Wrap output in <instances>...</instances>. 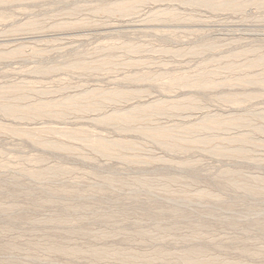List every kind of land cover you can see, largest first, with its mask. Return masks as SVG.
<instances>
[{
  "label": "rangeland",
  "instance_id": "rangeland-1",
  "mask_svg": "<svg viewBox=\"0 0 264 264\" xmlns=\"http://www.w3.org/2000/svg\"><path fill=\"white\" fill-rule=\"evenodd\" d=\"M0 54V264H264V0H0Z\"/></svg>",
  "mask_w": 264,
  "mask_h": 264
},
{
  "label": "bare ground",
  "instance_id": "bare-ground-1",
  "mask_svg": "<svg viewBox=\"0 0 264 264\" xmlns=\"http://www.w3.org/2000/svg\"><path fill=\"white\" fill-rule=\"evenodd\" d=\"M202 3V2H201ZM205 4V3H204ZM130 5V4H129ZM200 5V4H199ZM126 6H128V5H126ZM211 7V6H210ZM113 8V7H112ZM122 8V7H121ZM120 8V9H121ZM128 8V7H127ZM135 8V7H134ZM119 10V9H118ZM114 11V10H113ZM121 11H123V10H121ZM117 12V11H116ZM119 12V11H118ZM117 12V13H118ZM124 12V11H123ZM119 13H121V12H119ZM165 15V14H164ZM159 19V18H158ZM180 19V18H179ZM88 23V22H87ZM86 25V24H85ZM81 26V25H80ZM84 26V25H83ZM92 26V25H91ZM1 55V54H0ZM137 64V63H136ZM103 102V101H102ZM80 107V106H79ZM32 109H33V107H32ZM28 110V109H27ZM25 112V111H24ZM249 120V119H248ZM124 121H126V120H124ZM107 122V121H106ZM226 125V124H225ZM231 126V125H230ZM217 128V127H216ZM227 128V127H226ZM42 129V128H41ZM35 132V131H34ZM83 137V136H82ZM96 137V136H95ZM247 137V136H246ZM79 141V140H78ZM241 141V140H240ZM108 147V146H107ZM106 147V148H107ZM243 149V148H242ZM109 151V150H108ZM117 160V159H116ZM137 162V161H136ZM150 165V164H149ZM138 178V177H137ZM147 181V180H146ZM145 180L143 181V182H146ZM151 181V180H150ZM153 181V180H152ZM147 183V182H146ZM148 183H150V182H148ZM233 183V182H232ZM239 184V183H238ZM242 185V184H241ZM244 185H245V183H244ZM250 185V184H249ZM248 184H246L245 185V187L243 186V188H250V189H253V187H251V186H249ZM234 186V185H233ZM240 186V185H239ZM241 187V186H240ZM64 248V246L63 245H61L60 247H59V249L60 250H62ZM202 252V251H201ZM205 253V252H204ZM203 254V253H202Z\"/></svg>",
  "mask_w": 264,
  "mask_h": 264
}]
</instances>
